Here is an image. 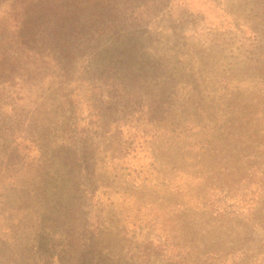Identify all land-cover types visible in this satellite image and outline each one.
<instances>
[{"label": "rangeland", "instance_id": "1", "mask_svg": "<svg viewBox=\"0 0 264 264\" xmlns=\"http://www.w3.org/2000/svg\"><path fill=\"white\" fill-rule=\"evenodd\" d=\"M181 1L208 6L207 0ZM225 2L236 16H243L239 0ZM215 14L220 13L207 10L204 29L218 24ZM194 29L190 27L184 37L192 51L185 50L181 59L170 56L173 81L167 73L159 80L183 98L222 100L224 90L235 89L239 93L234 104L242 106L240 92L248 89L253 97L256 86L264 83V70L223 65L232 59L225 56L229 52L210 44L205 31ZM87 98H82L74 116L67 115L70 160L60 156L29 166L30 154L46 150L43 135L28 128L23 113L8 108L0 115V202L3 195L17 191L29 192L26 200L40 194L32 204L21 205L8 223L7 211L0 206V264H33L31 256L49 251L48 243L62 238L59 219L55 225L42 221L48 216L53 189L41 186V192H35L38 187L32 184L37 180L47 186L66 185L69 211L60 220L80 242L74 264H101L103 259L111 264H264V175L257 173L261 160L253 155L263 152L264 131L253 130L237 144L233 141L231 153L212 155L211 171L207 143L170 139L171 127L163 122L148 131L144 125L137 130L132 106L119 102L111 111L104 109L111 114L109 126L100 125L95 132V112ZM219 104L217 114L228 105ZM130 127L141 142L125 156L119 142ZM89 131L93 134L86 140ZM229 211L239 215L230 219Z\"/></svg>", "mask_w": 264, "mask_h": 264}, {"label": "trees", "instance_id": "2", "mask_svg": "<svg viewBox=\"0 0 264 264\" xmlns=\"http://www.w3.org/2000/svg\"><path fill=\"white\" fill-rule=\"evenodd\" d=\"M207 1L208 6L194 7L181 0H0V115L8 108L25 114L28 128H37L46 142L44 152L29 155L28 159L33 158L29 166L60 156L70 160L67 115L74 116L85 96L95 112V132L100 125L109 126L111 114L104 109L111 111L119 102L132 106L137 130L144 125L148 131L147 127L163 122L171 127L170 139L207 143L211 171L215 168L212 155L231 153L233 144L248 133L264 131V83L256 86L253 97L243 89V105L239 106L234 104L239 93L235 89L224 90L222 100L183 98L159 80L167 73L173 81L171 55L181 59L185 50L192 51L184 41L190 27H199L194 30L205 31L210 44L229 52L225 56L232 59L223 65L264 70V0H239L243 16L229 10L225 0ZM209 8L220 13L215 14L218 24L204 29ZM218 101L222 106L228 104L220 114L215 113ZM131 129L119 142L125 156L141 142ZM92 134L85 133L84 139ZM253 155L261 160L257 173L264 175V148L262 154L257 150ZM32 186L38 187V193L41 186L53 189L48 200L51 206L45 212L48 216L42 221L55 225L59 219L62 238L48 243L49 251L30 259L33 264H74L80 242L60 220L69 211L66 185L47 186L37 180ZM28 193L2 196L0 206L7 211V223L23 209L21 205L32 204L40 195L34 193L26 200ZM229 215L234 219L239 214L229 211ZM101 264H111V260L103 259Z\"/></svg>", "mask_w": 264, "mask_h": 264}]
</instances>
